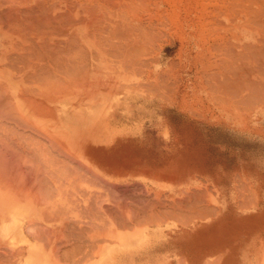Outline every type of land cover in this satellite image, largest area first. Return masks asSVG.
Here are the masks:
<instances>
[{
    "label": "rangeland",
    "instance_id": "374dc122",
    "mask_svg": "<svg viewBox=\"0 0 264 264\" xmlns=\"http://www.w3.org/2000/svg\"><path fill=\"white\" fill-rule=\"evenodd\" d=\"M158 17L160 18L161 16H157L155 18L156 20L152 21L156 22L161 19V21L166 20L167 22H169H165V25L167 26H165L161 21L160 22L163 24L162 25L160 23L161 27L158 24L159 21L157 25L153 24L152 21V23L148 24L147 20L150 19L148 18V16L144 20L146 21L144 23L148 25L147 30L151 28L150 26H152V24L154 25L152 26V28H155L156 25L157 29H155L157 31L162 28V31H159V33H162V35L158 36V33L151 35L152 37L150 39V42L153 43L152 41H154V44L156 45L149 43L148 52H144L145 54L143 53V57L141 56V54L140 57H138V60L140 59V61L144 59V61H141L142 63L145 62L143 67L142 65L141 67L139 65L141 62H131V64L133 63L132 65L129 64V67H124L123 59H125L124 55H126L127 57L126 53L124 55H118L111 51L116 56V58H114L115 56L111 55L112 53H110V51H104L105 48L103 49L100 44V47L97 46L96 50L94 49V52L99 51V54L93 52V54L95 55L94 56L92 55L91 50H93L92 48H95V44L92 45L90 41H87L88 45H86V48L88 47L90 52H86V48V50L82 49V51L84 50L86 54L84 60L82 55L80 59L83 60L82 62L87 61L86 63L84 62V69L89 70V75L87 73L88 76H86L85 74L87 72L86 70H80V67H83V65H81L83 64L81 60L79 61L81 66H78L79 63H76L78 68L74 65L73 68H70L71 71L70 69L66 68L62 69H66L67 71L69 70V74L67 73V71L65 72L68 75L62 73L63 71H61L57 67V65H54V68L56 67V70L53 68V66L51 68V65H49L50 70L52 69L53 71L54 69L53 72H57L58 69V72H61L59 73L60 75L56 73L58 75L57 79H59L60 76L61 78H65L66 82L69 81L70 83H72L71 89L69 88L70 84L68 85V87H66V85L61 83V81L63 80L60 79L59 81L61 84V88H68L67 90L62 89L64 91L61 90V93L58 92L59 90H57L58 87H60L59 84L57 85L51 83L55 79H50L51 82L49 83L51 84H48L47 82L48 78H55V73L53 75L49 72L45 74L48 77L46 81L47 84L44 81L46 84L45 85L43 84L44 82L42 83V81L40 82V80L38 82L30 81L31 79L33 81H37L38 78L40 79L44 75L40 70H37V73L38 71H40L39 73L41 74H31L33 75V78L31 77V79H29L30 82L26 81L23 84V80H21L20 78H14L11 73L6 70L5 66H2V60H4V58H0V69L2 70V73L0 72V87H3L2 83H4L6 86L7 84H9V86H13L15 90L14 95L16 97L15 102L17 106H19V109L17 110L18 112L20 111L19 113L22 117H24L25 121L29 122L27 124V122H23L24 120L20 119L22 120L23 125L21 123L22 126L20 125L21 127H17L16 125L20 123H18L17 121L16 124V122H14L12 118L11 120L9 118L13 117L14 115H9V117L7 115V119L10 121L13 120L16 125L15 127L13 125L12 130H8L9 126L8 128L6 126L5 128L7 133L3 131L5 128L2 127L3 130L0 132V135H2V138L0 136V141L1 139L4 140V146L9 144L10 147L12 144L9 142L6 143V140L12 142L11 140H14L16 138L20 139L19 141L17 140L18 144H12L18 151H16L12 147V150L9 149L10 151H8V153H5L7 152L6 147L8 149V146H3L2 149V145H0V150L2 149L0 152L6 154V157H2L3 154H0V158L4 160L3 161L0 159V168L5 169L4 165L8 162V160H10V164L7 163V165L9 164L8 166H11L10 168L7 167L8 169L6 168V171L0 169V171L4 172L0 173V246L3 245L0 249V256L3 255L2 258H0V262L9 261V259H7L9 257L7 255V252L11 253V251L13 250V254H9L10 256L14 255L13 258L15 259V262L13 264H71L70 262L72 261H68V255L65 248L67 246H70L71 243L73 244L74 242L72 241L77 240L75 234H79L80 231H84L85 229V231L88 230V232L91 230V235L89 234L90 232H81L80 234H89L90 238L87 235L81 236L79 234L77 235V237L79 236L78 239L83 238L84 242H86V240L88 239L91 241H95L93 240V235L97 234L98 236H101L100 239H103L105 241L100 240L99 237L95 235L94 239H98L95 241V243H100V246L105 243L106 255L104 257H97L95 261H81L79 262V264H180V261H182L183 264H264V102L263 100L260 101L259 98H255V100L251 102L253 98L251 99V97L249 96L250 94L246 93L249 90H243V96L239 95L240 97L233 95L235 93H231L232 96L236 97H232V99L230 97L229 100L228 98L229 96H231L230 93L228 94L229 96L227 95V93L225 95L223 94L224 96H222L221 93L223 92H218V90H220V88L223 86L220 85V83L216 79L219 76L218 73L221 72L220 67L217 68L216 65L218 64V58L220 55L218 57H215V54L217 52L216 50L213 51L212 54H210L213 49L210 50L205 42H210V40H205V37L203 36L204 33L203 31H201L203 21H200L198 19L190 21L177 19L168 21L169 19H165L164 17H161L159 19ZM188 23H191L192 25H190L189 27ZM185 24L186 26H188V29L184 27ZM112 25H114V22ZM127 27L128 25L124 26V29L121 30L126 31V33L128 34L129 32H127ZM152 28L150 29V31H155V29ZM124 31L121 32L124 34ZM163 32L165 33L163 34ZM103 33H105L106 35L108 32L105 31ZM122 33H120V35ZM154 35H157V37H153ZM125 36L126 34H124L122 38L119 36L121 40L119 38L118 39L123 42L126 38ZM69 40L71 39L69 38ZM116 42L119 43L118 40ZM67 43L73 46L72 47L70 45L73 48V52L78 49L76 45L75 49V46L71 41H66L64 44ZM83 45L85 46V44ZM109 47H111V45H109ZM66 48L67 52H65V48L64 51L59 50L61 51L60 53H62L63 55L65 54L64 57H67L72 53L71 51H69V49L71 50V48H68L67 46ZM99 48L103 50L101 51ZM69 52L71 53L66 54ZM117 56L123 57L120 58ZM52 59L53 58H51V60ZM117 59L120 61H115ZM53 61L52 63L55 64V62ZM134 61L137 62V59H134ZM209 63V66H211L212 63L215 65L213 67L217 68L219 71L217 70L218 72L213 74L216 69L214 71V68L212 66V70H209V66L208 68H206ZM251 67L253 68L254 66ZM74 68L81 71V73H79V70H77L78 72L76 71L79 76L75 78L76 80H73L74 82L79 81L78 84L75 83L77 85L73 84L74 82L69 78V76H77L76 72L73 73V71L75 70ZM249 68L250 67L248 66V69H244L246 73L247 70L248 72L250 71ZM206 69H208V71H205ZM221 70H223V73L228 72H224V68ZM210 71L212 73H210ZM251 71L254 72L252 73ZM251 71V73H249L252 79L257 78L258 76V78H260L262 81L264 80L262 79V73L261 76L259 73L261 70L254 69ZM70 72L75 75H70ZM83 73L85 75H83ZM206 73L210 74V77H212L213 81L215 79L216 83L218 82L217 86L219 88H216L218 90L216 91L215 89H213L214 91H216L215 93L212 90V80H210L211 78H208L209 75ZM223 73L220 74L223 75ZM64 76H67L68 78ZM80 76L88 79L84 80ZM79 77L86 81L82 82L83 85L81 83L82 80L79 79ZM77 79L79 80L77 81ZM89 79H91L90 81L94 82L95 86L92 84V82H90L91 85L86 86L87 82L89 83ZM103 80L105 82H103ZM56 81L58 83V80ZM215 81L213 83H215ZM96 83H98L99 85ZM62 85L64 86L62 87ZM22 87H24V91L26 93L23 90L21 91ZM32 87H37V92L35 94V91L29 92ZM223 88L224 86L222 87V89ZM0 91L3 90L0 88ZM27 91L29 92V94ZM38 91H40L41 93L47 92L49 95H45L48 96L55 95L56 99L48 96L46 97L44 94H41ZM217 92L220 93L219 96H222L220 97L221 99L217 97ZM3 95L5 96L6 94ZM23 95H27V98H25L26 96L23 97ZM31 95L33 97H36V100L38 101L42 98V101L45 100L48 106L50 105L49 107L52 106L54 108L51 109V111H53V115L47 114V112L45 114H43L44 112H40L41 114L38 113L39 106H34L33 100L35 98H33ZM30 96L31 98H33L32 100L28 99V97L30 98ZM225 96H227L228 98ZM6 97L7 96L4 97L5 100ZM0 98L3 99V96H1ZM233 98L235 100L241 99L242 101H238L239 104H237V106L236 104H234V102L236 101H234ZM226 99L230 102L227 101L228 103H226ZM1 101L2 100H0V103ZM38 101L35 102V104L39 103V105H42L40 103L42 101ZM231 103L233 106L231 105ZM242 103L243 106H241ZM5 104L6 103L2 104L4 114L2 116L1 112V117H5L4 115L6 113L13 114L12 110H9L10 108L12 109L13 106L9 108V103H7L6 106L9 109H6ZM44 106L45 105L40 107L44 109ZM47 109H44V111H47ZM5 110L11 112L8 113ZM17 110L15 111V113L17 112ZM51 111H49L48 113H50ZM7 119L4 118L5 121H3L2 118L0 119L2 120V124L4 126L5 123L10 122L7 121ZM11 123H9L10 126ZM30 123L34 124L35 127H37L41 131L38 130L39 132H37L35 129H33L35 127ZM26 124L27 126L30 124L29 126L33 127H27ZM45 133L48 137L51 136L55 140L57 139L59 141L61 139L60 142L57 141V143L61 144V141L63 140V143L65 145H68V147H66L70 149V151L68 152L67 148L64 145V147L66 148H64L65 151L69 154L71 152L72 154L76 153L73 155L74 159L76 157L79 159V161L81 160L80 162L82 164H86V167H84V165H80L81 163L78 164V159H75L77 162L76 163L73 157H68L70 160L73 159L74 161L73 162L71 160L74 165V167H71L72 169L70 168L71 171L73 169L74 171H78L81 168L80 166H83L81 168L83 169L81 170L82 175L78 173L81 178H83V176L85 178L89 176L93 182V179L91 177L93 171H110L118 173V171L120 172V169H122L127 173H132V175L136 174L135 176H144L145 180H140L137 177L129 180V185H131L132 187L133 185H137L135 186V191L134 188L132 190V187L130 186V188L128 185L127 186L129 188L127 189V186L125 184L126 187H124L128 190H125L126 192L132 190V192L134 191L133 194H135L137 190V193L132 196L133 199L131 198V196H128L130 195L129 193H131L132 195V192H129L128 195L125 191H121L120 193L116 192V195L121 194L122 192L124 194L125 192L127 198H129V201L127 200L128 203L126 202L125 194H121L122 198L123 196H125V202L122 198L120 200L121 195L120 197L118 196L119 200L112 199V197H116L115 194H113L114 191H112V187H114V185L117 186L118 183L119 185L116 187L117 191H119V187L120 189L122 188L124 190V188L122 187L124 184L122 183L128 182H114V184L112 183V185H109V183L111 182L106 183V181L101 178L104 183H102L103 181L101 182V180H98V184L94 185V183L92 182V184L89 183L90 179L88 178L87 182L84 180H81L79 182L75 181V179H73L74 174H72V178V175L69 176L71 174V171H68L70 173L68 175L69 177L67 179L65 178L68 182L64 181V183L66 182L64 184L62 183L63 181L60 175H62L61 173L65 171V168L63 169V171H61L62 169L59 170L58 167H67L65 164H68L70 162H63L65 166L63 164H60L62 161L67 162L69 160L67 159V156L65 157L66 159H64L63 156L66 155L65 153H63L64 155L62 154L63 160L60 163L58 161V164L60 165L57 168L55 167L52 169V167H50L54 164L57 165V162L53 164V161L47 164V166L45 165L46 167L42 166L43 168H41L39 164L43 165L44 163L48 162L43 163L44 157L42 158V156L44 155V153H42L43 155L41 154L40 148L47 144L42 146V144L44 143L43 142L41 144V147L40 145L32 146L40 150L37 151V153L35 152L34 154L30 153L29 149H26L25 144L22 145L20 142L21 140H23L25 142H30L31 144L28 143L30 145H37L38 141L36 142V140H45L48 138L45 137ZM10 137L13 138L10 139ZM48 139L45 141L46 143L48 142ZM55 140H53V142ZM2 141L1 143H3ZM23 141L22 143H24ZM13 142H16V140ZM19 142L21 145L19 144ZM32 142H35L36 144H33ZM53 142H48V145H50L52 148H54L55 144V142ZM39 143H41V141H39ZM57 143L55 145L58 146ZM48 145L46 147H48ZM21 146L22 148H25H23V151H20V153L19 150L21 149ZM57 146H55V148ZM60 146L63 147V145H59L56 153L61 148ZM46 147L42 148V152L47 151L48 153L49 148ZM55 148L51 151H54ZM4 149L5 152L3 151ZM62 149L60 150V152L58 151L57 154H54L61 156V154L59 153H62V151L64 150ZM13 150L14 154L16 151L18 155L22 154V152L26 153V155L24 154L25 157L22 155H19L18 158L14 157L18 155H11V153H13ZM32 151L34 152L35 149H32ZM51 151L49 150L50 153ZM47 153H45V155ZM50 153L48 154H53V152L51 154ZM48 154L46 156H48ZM54 154L53 156L55 157L56 155ZM7 156L8 159L5 160ZM12 156L14 157V162L17 161L15 165L12 164L13 166L11 165V162H13ZM29 157L31 160L34 159L33 161H35L38 165L35 162L33 163V161L29 159ZM59 157L57 156L56 158L58 160H61V157ZM19 158H21L20 162H18ZM48 158V161L53 159L55 160V158L51 159V156H48ZM44 161L46 160L44 159ZM87 161L95 164V170L89 163H87ZM27 162H31V166L26 164ZM74 163L79 166V169L75 168L77 165L75 166ZM17 164H19V167H16ZM26 166H29L30 168H27ZM33 166H35L38 170L36 168L34 169ZM38 166L40 168H38ZM21 167H26V169H23ZM146 168H149V170H147ZM19 169L20 171L23 170V172L24 170L25 172H27L29 169V173H32L31 171L34 169V173H32V175L30 174L29 176L27 172L26 174L29 176V180H26V177L28 176L23 174V172H21L22 175H19ZM46 169H49V171L50 169L51 171L54 169L60 171L61 173L56 171V173H60V175H58L59 179H55L56 174L54 175V178L51 176L52 173H50V176H48L49 174L46 175L47 173H49V171H46ZM89 169H93L91 170L92 173ZM7 170H11V172L13 173ZM14 170H16L17 173H14L16 172ZM86 170L89 171L88 175L87 173H83L87 172ZM35 171L36 176H41V174H43V176L46 175L45 177L48 182H50V180L52 182L53 180V182H55L53 183V187L55 185L63 184L61 192H58L59 189H56V187L55 190L52 188V192L50 190V192L45 190L47 188L50 189V184L52 183H49L48 185L50 187H47V180L43 176H39L41 180L39 179V177H37L38 180L33 179L36 178V176H34ZM5 172L11 174L12 176L15 174L16 177H13H15L16 182L17 179L19 182L23 177L26 178V183L22 181L21 183L15 184V186H18V184L20 185L22 183H25L24 186H26V184L29 183H27V181H30L29 184H37V186H40L41 188H44L43 185H45L46 188L40 189L41 191H39V193L41 194L35 192L36 189L33 185H27L29 187L28 189H31L30 191H32V188L34 189V193L32 192L33 194L29 192L27 186L24 187V193V188L22 187V189L20 188L19 191H17L18 187H14V185H11L12 183H16L15 180L13 182V177L9 174H6ZM4 174L5 176H3ZM18 175L21 176V179ZM23 175H25L26 177ZM96 176L98 177V179H100L98 175ZM96 176L93 177L97 179ZM75 177L77 178L76 175ZM42 178L46 180V184H44L45 181L42 180ZM11 179L12 183L10 181ZM71 180H74L72 184ZM39 181L42 183V186ZM38 183H40V185ZM74 184L76 186H74ZM77 184L83 190L85 188L87 190L85 189L83 193L80 189V194V192L78 191L79 189H76V187H78ZM73 187L75 189L74 193L69 191V195L68 190ZM91 188L96 192V196L94 197L92 196L95 195L94 191V194H89L88 189L90 190ZM108 188H111V192ZM43 190L44 192L46 191L48 192V194H51V196L49 195L50 199H46L48 202L45 199V202L42 198L40 199V197H43L44 195L42 194ZM98 190L100 192H98ZM54 191L58 193V195L57 193H55V197L52 196V194L55 195L53 193ZM71 191L73 190L71 189ZM101 191L104 194H102L103 196H101L105 199H108L105 200L106 202L100 201L104 199L101 197L98 198L97 196V194H101ZM64 192L66 194H64ZM109 192L112 193V197L110 196ZM60 193L63 194L64 197L61 196L60 198ZM76 195H78L77 202L84 204L86 208V205L91 204L92 206V200L94 202H97L95 198L97 197L98 202H101V206L96 205L98 204V202L95 203V205L97 208L103 207L98 209L102 212H99L96 207V209L93 208L92 210L91 208L93 206H89L92 211L85 210V212L87 214L92 212V214H96V216L86 215L85 213L84 217L86 220L84 219V217L83 219L81 218V216H83L82 211L77 213L65 212L63 213V215L66 216L60 215L59 217L57 216L58 218L55 217L57 213L54 211V209L56 211H61V208L54 207V205L58 203L57 200L62 199V202L66 203L67 201L69 202L68 197H70V203L74 204L75 201H72V197L74 198L76 197ZM79 195L81 196L79 199L80 201L78 200ZM46 197L48 196L46 195ZM86 197H88L89 199ZM37 199H39L40 201ZM87 199L91 202H89ZM114 200H117L116 203H114ZM132 200L136 201L137 204ZM120 202H122V204ZM110 203L115 205L116 210L121 209L123 205H126L127 209L126 206H124V211L123 209H121L118 210V212L116 211L119 214L113 213V211H111L110 209L114 207H111L112 205ZM130 203H132L133 206ZM84 205H79V208L81 210L84 209L82 208V206L84 207ZM117 205L121 206L118 207ZM89 207L87 208V210H90ZM157 208L159 209L157 210ZM139 209H141V211ZM46 210L49 211V213ZM104 210L107 211V213ZM143 210L144 212L142 213ZM44 212L45 216L47 215L46 217H44ZM54 212L56 214L55 216ZM191 213L192 215H189ZM200 214L202 215V217H199L201 216ZM50 215L53 218H51ZM72 215L74 217H70ZM141 215L145 217H142ZM172 215H174V218L171 217ZM29 216L31 217L29 218ZM121 216H125L123 218V221ZM140 216L141 218H139ZM47 217L49 220H47ZM79 217L80 219H82V221L79 219ZM92 217L93 219L94 217H96L95 220L98 222L92 220ZM117 217L119 220L117 219L116 221ZM152 217L155 218L153 219ZM30 219H33L34 222ZM62 219L66 222H70L67 224L71 225H68L69 228H67L68 226L65 222L64 228L68 230H66L65 232L63 228V231L67 235H69L67 231H70V228L72 226L74 227V229L71 228L74 235L71 234L72 231H70V236L68 238L65 237V233L64 238H61L63 239V241H65L66 239L72 240L69 239L70 237L73 238L71 242H66L69 243V245L67 244L66 246L65 244L64 247H62L63 245H61V248H64L65 250L64 251L62 249L63 257L61 256L62 251H60L61 254L58 251L57 252L59 254L55 251L54 255H52L55 234L52 232L54 234L52 235L51 230L44 229L48 230L46 231L47 235L46 233L44 234V230H42V233L46 235H41L43 237L39 236L40 234H42V228H39L40 234L38 235L39 230L37 227L36 234L38 236L34 235L35 229L34 231H31L33 230L32 225H34L35 220H38V222L41 221L43 225L47 226ZM75 219L81 221L80 226L78 221H76ZM90 220L92 221V223L90 222ZM120 220L123 222L119 223L121 227L117 225L118 222H121ZM29 221L33 223H31V230L29 229L28 232L27 230L30 226L28 225ZM93 221L95 224L93 223ZM37 224L41 227L43 226L40 224V222ZM89 224H91L92 226L94 225L93 227L96 229L98 228V230L99 227L100 229L102 228L101 226H103V224L106 225L107 228L103 226L106 228V230L105 228H102V230H99V232L98 230H94L95 232H93L92 229H89L92 227H90ZM77 225L79 227H77ZM87 225L89 226L87 227ZM27 226L28 228H26ZM81 226H83V229ZM75 229L76 231L78 230V232H74ZM164 229L165 233L163 234ZM139 230H142L141 237L133 238L132 242L126 245L119 243V240L123 239L125 231L134 233ZM60 231L61 229L59 228L56 230V233H61ZM49 234L53 236L52 240L49 239ZM102 235L104 236V238H106L104 239ZM73 236L75 237V240ZM86 236L88 238H85ZM45 237H48V240H45ZM111 239L112 241H110ZM44 240L45 242L50 240V243L46 242V244H48V247L45 246L46 244H44ZM30 244L33 253L29 250L28 246ZM18 247L23 249L21 251L22 253L19 251L15 253V249H17ZM4 253H7V258H4L6 256L4 255ZM57 254L60 256L58 257ZM64 254L65 259L67 258L66 260L64 259ZM11 257L10 259L12 261L10 260L11 263L7 262L8 264H12V262L14 261ZM62 259L65 260V263H63ZM2 262L1 264L5 263Z\"/></svg>",
    "mask_w": 264,
    "mask_h": 264
},
{
    "label": "bare ground",
    "instance_id": "6f19581e",
    "mask_svg": "<svg viewBox=\"0 0 264 264\" xmlns=\"http://www.w3.org/2000/svg\"><path fill=\"white\" fill-rule=\"evenodd\" d=\"M147 16H148V18H150V19H148L147 20V22H148V24L149 23H152L153 21L152 20H156L155 18L157 17V16H161V17H164L165 19H169L168 21H170V20H184V21H190V20H194V19H198V20H200V21H203V23H202V29H201V31H203V33H204V37H205V40H210V42L209 41H205L206 42V44H207V46L210 48V50L211 49H213L212 51H211V53L210 54H212V52L213 51H217L216 52V54H217V56H216V54H215V57H218L219 55V58H218V64H216L217 65V68L218 67H220V73H223L222 71L223 70H221V69H225L224 70V72L225 71H228V72H226V73H223V75L222 74H220V73H218L219 74V76L216 78L217 79V81L220 83V85H223L224 86V88L222 89V87L220 88V90H218V89H216V88H219L218 86H217V84H218V82L216 83V81H215V79H214V81H215V83H213L214 81L212 80V77H210V74H208V73H206V74H208L207 76H208V78H211L210 80H212L211 82V84H213L214 85V88H213V85H212V90L213 89H215L216 91L218 90V92H223V93H221L222 94V96H224L226 93H227V95L230 93V95H231V93L233 94V93H235V94H233V95H236L237 97H240L239 95H241V96H243L242 95V93H243V90H249V91H247L246 93H248V94H250L249 96L251 97V102L252 101H254L255 100V98L256 99H258L259 98V100L260 101H262L263 100V102H264V90H263V87H264V80L262 81L260 78H258V76H257V78H253L252 79V77H251V75H250V73L252 72L251 70H254V69H259V70H261L259 73H260V76H261V73H262V75H263V78L262 79H264V0H0V58H4V60H2V66L4 65L5 66V68H6V70L8 71V72H10L11 73V75L14 77V78H20L21 80H23L22 81V83L24 84L26 81H29V79H31V77L33 76V75H31V74H38L40 71H41V73L42 74H47L48 72L50 73V74H54V75H56V76H54L55 78H48L46 75H45V77H46V79H45V77H44V75L41 77V78H43V79H37V81H33L32 79L30 80V81H32V82H38L39 80H40V82L42 81V83L45 81H47V78H48V84H51V83H53V84H59V86L61 85L60 84V79L61 80H63V81H61V83H63L64 85H66V87H68V85L70 84V87L69 88H71V84L72 83H70L69 81H68V79H67V81L68 82H66V79L65 78H61L60 76H59V79H57L58 78V75L57 74H59V73H61V72H58L59 71V69L61 70V71H63L62 73H64V74H69V70L67 71L66 69H70V68H73L74 67V65H75V67H77L78 68V66H81V65H83V67H80V70H86V71H83V72H86L85 74H86V76H88L89 75V73H88V69H84V62L86 63L87 61H84V62H82L83 60H84V57H85V54H86V52H90V50L88 49V47L86 48V45H88V43H87V41H90L91 42V44L92 45H94L95 44V48H92L93 50H91V53H92V55H94L93 54V52H94V49L96 50V47L97 46H99V44H100V46L101 47H103V49L105 48V50L104 51H110V53H116V54H118V55H124L125 53L127 54V57H126V55H124V58L125 59H123V65H124V67H127L129 64L130 65H132L134 62L135 63H140L141 61H144V59L143 58H141V59H143V60H141L140 61V59L138 60V57H140V54H141V56L143 57L144 55H143V53L144 52H148V48H149V43L150 44H154V41H152L153 43H151L150 41V39H151V35H153V34H155V33H158L157 35L158 36H160V35H162V33H159V31H162L161 29H159V27H158V31L156 30L157 28H156V25H157V23H158V21H159V26H160V23L162 22L164 25L166 24L165 22H167L166 20L163 22V21H161V20H158V21H156V22H153V24H156L155 25V28H152V26H154L153 24H152V26H150L152 29H155V31H153V32H151L150 31V29L151 28H149L148 30H147V24L146 23H144V22H146V21H144L146 18H147ZM156 16V17H155ZM160 17V18H161ZM153 18V19H152ZM159 18V17H158ZM157 18V19H158ZM159 18V19H160ZM152 21V22H151ZM161 21V22H160ZM113 22H114V25H112L113 24ZM161 23V24H162ZM167 23H169V22H167ZM162 24V25H163ZM126 25H128V29H127V32H129L128 34L126 33V31H124V30H121V29H124V26H126ZM130 25V26H129ZM190 25H192L191 23H188V26L190 27ZM165 26H167V25H165ZM188 26H186V24L184 25V27L186 28V29H188L187 27ZM161 27V26H160ZM166 29V28H165ZM164 29V30H165ZM163 30V31H164ZM108 32L109 33V35H108V33L105 35V33H103V32ZM121 31H124L125 33L124 34H126V38L124 39V41L123 42H121L120 40H121V38L124 36V34L121 32ZM157 31V32H156ZM166 31V30H165ZM83 32V33H82ZM85 32V33H84ZM120 33H122L121 35H120ZM165 32H163V34H164ZM103 35H104V37H103ZM123 35V36H122ZM157 35L155 36H153V37H157ZM116 36H117V38H116ZM119 36L121 37V38H119ZM69 38L71 39V40H69ZM120 40H119V39ZM78 39V40H77ZM119 41V43L118 42H116V41ZM67 41V42H72L73 44H74V46L76 45L77 46V48L78 49H76V46H75V52H73L72 50H73V46L71 47L68 43V45L67 44H64L65 42ZM85 41V42H84ZM115 42V43H114ZM156 42H157V40H156ZM161 42V41H160ZM114 43V44H113ZM117 43H118V45H117ZM83 44H85V46L83 45ZM116 44V45H115ZM109 45H111V47H109ZM113 45V46H112ZM154 45H156V44H154ZM66 46L68 47V48H71V50L69 49V51H71V52H69V53H66V54H70L71 53V55H68L67 57H64V55L62 54V53H60L61 51H59V50H63L64 51V48H65V50L67 49L66 48ZM99 46V47H100ZM116 46V47H115ZM157 46H159V45H157ZM108 47V48H107ZM150 47H151V45H150ZM87 49V51L85 52L84 50H86ZM82 49H84L83 51H82ZM100 49V48H99ZM102 49V50H103ZM89 50V51H88ZM101 50V49H100ZM101 50V51H102ZM227 50V51H226ZM112 51V52H111ZM59 52V53H58ZM65 52H67V50L65 51ZM94 53H98L99 54V51H96V52H94ZM111 54V55H114V54ZM108 54H109V52H108ZM145 54V53H144ZM81 55L83 56V60L82 59H80L81 58ZM95 56V55H94ZM115 56V55H114ZM34 57H36V58H34ZM50 57V58H49ZM117 57H123V56H117ZM214 57V58H215ZM38 58V59H37ZM51 58H53L52 60H51ZM87 58V57H86ZM85 58V59H86ZM96 58H97V56H96ZM114 58H116V56L114 57ZM210 58H211V55H210ZM49 59H50V61H49ZM103 59V58H102ZM111 59V58H110ZM134 59L136 60L137 59V62L136 61H134ZM146 59V58H145ZM216 59V58H215ZM54 60V61H53ZM81 60V62L83 63V64H81L80 65V63H79V61ZM108 60H109V58H108ZM114 60V59H113ZM52 61L53 62H55V64H53L52 63ZM115 61H120V60H115ZM147 61V60H146ZM209 61H210V59H209ZM208 61V62H209ZM52 63V64H50V63ZM130 62V63H129ZM131 62H133L132 64H131ZM214 62V61H213ZM217 62V61H216ZM215 62V63H216ZM19 63H22V64H19ZM76 63H79V65L77 66L76 65ZM116 64V63H115ZM122 64V63H121ZM145 64V62L144 63H140L139 65H140V67H141V65H142V67H143V65ZM49 65H51V68H52V66H53V68H54V65L56 66L57 65V67L59 68H57L58 69V71L56 72H53L54 71V69L56 70V67L53 69V71H52V69L50 70V66ZM73 65V66H72ZM95 65V64H94ZM129 65V66H130ZM138 65V66H139ZM210 65V63L206 66V68H208V66ZM254 66L253 68L251 67V66ZM72 66V67H71ZM128 66V67H129ZM211 66L213 67V66H215L214 64H212L211 63ZM211 66H209L210 67V69L209 70H212V68H211ZM248 66L251 68H249V70L251 71H249L248 72V70H247V73H246V71L244 70L245 68H247L248 69ZM256 66V67H255ZM63 68H66V69H64V70H62ZM214 68V71H215V69H216V71L213 73V74H215V73H217L219 70L217 69V68H215V67H213ZM230 68V69H229ZM234 68V69H233ZM75 69V68H74ZM73 69V70H74ZM227 69V70H226ZM37 70H40V71H38V73H37ZM50 70V71H49ZM77 70H79V69H77ZM76 69L73 71V73H75L76 71H77ZM79 70V73H81V71ZM91 70V69H90ZM118 70V69H117ZM218 70V71H217ZM67 71V73H65ZM70 71H71V69H70ZM205 71H208V69H206ZM0 72L2 73V70L0 69ZM53 72V73H52ZM78 72V71H77ZM76 72V75L77 76H69V78L73 81V80H76L75 78L76 77H78L79 75H78V73ZM254 72V71H253ZM252 72V73H253ZM41 73H39V75L41 74ZM57 73V74H56ZM71 73V72H70ZM73 73H71L70 75H75V74H73ZM87 73H88V75H87ZM210 73H212L211 71H210ZM67 74V75H68ZM84 73H83V75H85ZM212 74V75H213ZM60 75V74H59ZM63 75V74H62ZM82 75V74H81ZM226 75V76H225ZM250 75V76H249ZM255 75H256V73H255ZM85 76V77H86ZM229 76V77H228ZM64 77H67V76H64ZM80 77H82L84 80H87V79H85L83 76H80ZM79 77V79H81ZM90 77V76H89ZM33 78V77H32ZM68 78V77H67ZM95 78V77H94ZM50 79L52 80V79H55V80H53V82H51L50 81ZM79 79H77V81L79 80ZM83 79H81L82 81H81V83L84 81ZM260 79V80H259ZM34 80H35V78H34ZM56 80H58V83H57V81ZM91 79H89L88 81H89V83L87 82V84H86V86L87 85H91L90 84V82H92V81H90ZM95 80V79H94ZM10 81V80H9ZM29 81V82H30ZM55 81V82H54ZM71 81V82H72ZM11 82V81H10ZM45 82L43 83V84H45ZM47 82H46V84H47ZM49 82H51V83H49ZM74 82V81H73ZM79 82V81H78ZM78 82H74L73 84H75V83H77L78 84ZM84 82H86V81H84ZM103 82H105L104 80H103ZM2 83V82H1ZM3 85V87H0L3 91H5V92H3V91H0V95L1 96H3V99L2 98H0V100H2L1 101V103L3 102V103H6L5 104V106L7 105V103H9L8 105H9V108L11 107V106H13L12 107V109L10 108H7V106H6V109H9V110H12V112H13V114H5L4 116L5 117H1V112H2V116H3V111H4V109L2 108L3 107V103L1 104L0 103V119L2 118L3 119V121H5L4 120V118H6L7 119V115H8V117H9V115L11 116V115H14L13 117H9L10 118V120H11V118L14 120V122H16V124H17V121H18V123H20V124H15L14 122H13V120L12 121H10V120H8L7 119V121H10V122H8V123H5V126L2 124V120H0L1 121V124L3 125H1L0 124V128H1V130H0V132L3 130V128H5L6 126H7V128H8V126H9V128H8V130L10 129V130H12L13 128V125H14V127H15V125L18 127V126H20L21 125V123H22V120H24L23 122H27V121H25V119H24V117H22L21 115H20V111L18 112V110L17 109H19V106H17V104H16V102H15V99H16V97H15V90H14V88H13V86L11 85V86H9V84H7V86L4 84V83H2ZM45 84V85H46ZM52 84V85H53ZM77 84H75V85H77ZM92 84L94 85V82H92ZM96 84H98V83H96ZM102 84V83H101ZM22 85V84H21ZM64 85H62V87L64 86ZM82 85H83V83H82ZM92 85V86H93ZM99 85V84H98ZM216 85V86H215ZM0 86H1V84H0ZM28 86V85H27ZM26 86V87H27ZM55 86V85H54ZM79 86V85H78ZM95 86V85H94ZM56 87V86H55ZM61 88V86L60 87H58V89L57 90H59L58 92H60L62 89H65V90H67L68 88ZM33 88V87H32ZM32 88H31V90H29V92L31 91H35L34 92V94L37 92L36 91V88L37 87H34L33 88V90H32ZM57 88V87H56ZM108 88H109V86H108ZM72 89V88H71ZM87 89V88H86ZM222 89V90H221ZM20 90V89H19ZM24 91V87H22V89H21V91ZM28 90V89H27ZM38 90V89H37ZM56 90V91H57ZM110 90V89H109ZM121 90V89H120ZM41 91V90H40ZM40 91H38L39 93H41ZM55 91V90H54ZM62 91H64V90H62ZM61 91V92H62ZM68 91H72V90H68ZM216 91H214L213 90V92L215 93ZM25 92V91H24ZM28 92V91H27ZM29 92H28V94H29ZM45 92V91H44ZM57 92V93H58ZM60 92V93H61ZM95 92V91H94ZM216 93L217 94V97L218 98H220V97H222L221 95L219 96V94L220 93ZM2 93V94H1ZM21 93V92H20ZM19 93V94H20ZM26 93V92H25ZM92 93H93V90H92ZM91 93V94H92ZM213 93V94H214ZM3 94H6L5 96H7L6 97V100L4 99V95ZM22 94H23V92H22ZM34 94H32V95H34ZM41 94H48L47 92L46 93H41ZM224 94V95H223ZM248 94H246V95H248ZM21 95V94H20ZM31 95V96H32ZM49 95V94H48ZM48 95H45L46 97L48 96ZM88 95H89V93H88ZM0 96V97H1ZM26 96V97H25ZM31 96H30V98L28 97V99L29 100H32L33 98H35L33 101H34V106H39V111H38V113H40V112H44L43 114H45L46 112H47V114H52L53 115V111H51V109L53 108L52 106L51 107H49L48 106V104L46 103V101L44 100V101H42V98H41V100H39V101H42L43 103H45V104H43L42 102H40L42 105H39V103L37 104H35V102H37L38 100H36V97H33V98H31ZM59 96V95H58ZM62 96V95H61ZM229 96V95H228ZM235 96V97H236ZM23 97H25V98H27V95H23ZM48 97H51V98H55L56 96L55 95H51V96H48ZM88 97V96H87ZM225 97H227V96H225ZM230 97H231V99H232V97H234V96H229V98H228V100L230 99ZM234 97V98H235ZM7 98H8V100H7ZM233 98V99H234ZM248 98V97H247ZM262 98V99H261ZM37 99H40V98H37ZM45 99V98H44ZM56 99V98H55ZM221 99V98H220ZM225 99V98H224ZM241 99H242V97H241ZM240 99V100H241ZM36 100V101H35ZM223 100V99H222ZM227 99L225 100L226 101V103H228V102H230V101H228ZM240 100H235L234 99V101H236V102H234V104H239V102L238 101H240ZM6 101V102H5ZM8 101H11V102H8ZM38 101V102H39ZM228 101V102H227ZM242 101V100H241ZM250 101V100H249ZM14 102V103H13ZM32 102V101H31ZM238 102V103H237ZM29 103V102H28ZM33 103V102H32ZM244 103V102H243ZM243 103H242V105L241 106H243ZM12 104V105H11ZM47 104V105H46ZM241 104V103H240ZM2 105V106H1ZM43 105H45L44 106V109H47V108H49V109H47V111L45 110L44 111V109L43 108H41L40 106H43ZM231 105H232V103H231ZM233 106V105H232ZM238 106V105H237ZM236 106V107H237ZM240 106V105H239ZM240 106V107H241ZM47 107V108H46ZM36 108H38V107H36ZM35 108V109H36ZM239 108V107H238ZM3 109V110H2ZM41 109V110H40ZM54 109V108H53ZM14 110V111H13ZM17 110V112L15 113V111ZM43 110V111H42ZM5 111H7L8 113H10L8 110H5ZM49 111H51L50 113H48ZM17 115H15V114ZM41 114V113H40ZM21 117V118H20ZM20 119H22V120H20ZM6 121V122H7ZM12 122V123H11ZM9 123H11V126H10V124ZM14 123V124H13ZM29 122H27V124H28ZM27 124H26V126H27ZM31 125H33L34 127H35V125L34 124H32V123H30ZM29 124V125H30ZM67 124V123H66ZM22 125H23V123H22ZM21 125V126H22ZM27 126V127H33V126ZM65 125V124H64ZM20 126V127H21ZM3 127V128H2ZM33 129H35L37 132H39V131H41V130H39L37 127H35V128H33ZM39 130V131H38ZM3 131H5V133H7L6 132V128L3 130ZM40 135H41V133H40ZM43 135V134H42ZM1 136V138H2V135H0ZM14 137V136H13ZM12 137V138H13ZM42 137V136H41ZM45 137L47 138L48 136L46 135V133H45ZM11 137H10V139H12ZM15 138V137H14ZM48 138H51V139H48ZM47 139H48V142H50V141H52L53 142V140H55V139H53L51 136H49ZM47 139H45V140H36V142H37V145H30L31 143L30 142H27V144L28 143H30V144H28V146H27V144H26V142L25 141H23V140H21L20 142H21V144L23 145V144H25V146H26V149L28 150L29 149V151H30V153H34L35 154V152L37 153V151H40L38 148H34V147H32V146H38V145H40V147H41V144H42V146L43 145H45V144H47L48 145V142L46 143L45 141L47 140ZM53 139V140H52ZM3 139H1V141H2ZM16 140V142H13V141H15ZM17 140L19 141L20 139H14V140H11L12 142H10V141H8V140H6V143L7 142H9V143H17L18 144V142H17ZM61 140V139H60ZM60 140L58 141L57 139L54 141L55 142V144L57 143V141L58 142H60ZM1 141H0V145H2V149H3V146H4V140L2 141L3 143H1ZM22 141L24 142V143H22ZM39 141H41V143H39ZM20 142H19V144H20ZM53 142V143H54ZM62 143L60 144V143H57L58 144V146L59 145H63V147L62 146H60L61 148L58 150L59 152H60V150L63 148H65L66 146L68 147V145H65L64 143H63V140L61 141ZM5 143V144H6ZM33 143V142H32ZM11 144V146L9 147V144H7L6 146H8V149H7V147L6 146H4V147H6V150H7V152H5V149L3 150L5 153H8V151H10V150H12L13 148L15 149V146L14 145H12ZM20 144V145H21ZM33 144H36L35 142L33 143ZM51 144V143H50ZM54 144V148H55V146H57V145H55ZM16 145V144H15ZM30 145V146H29ZM47 145H45V146H43V147H46ZM52 145V144H51ZM64 145H65V147H64ZM18 146V145H17ZM58 146L55 148V150L54 151H51L52 149H54V148H52L50 145H48V147H46V148H49V150L51 151V153L53 152V154L54 153H56V150L58 149ZM13 147V148H12ZM27 147H31V148H27ZM42 147V148H43ZM66 147V148H67ZM70 147V146H69ZM0 148H1V146H0ZM23 148H25V147H23ZM23 148H22V146H21V149L19 150V152L20 151H23ZM42 148H40L41 149V154L42 153H44V155H45V153H47V151L46 152H42ZM50 148H52V149H50ZM65 148V149H66ZM1 149V150H2ZM10 149V150H9ZM32 149L34 150L35 149V151L33 152L32 151ZM62 149V150H63ZM65 149L62 151V153H59V154H61V156L60 155H56L57 153H58V151H57V153L56 154H54V155H56L55 157L53 156V154H51L50 152H49V150L48 149H46V150H48V153H50L51 155H49L48 153V156L50 157L51 156V159H53V158H55V160H57V161H55L54 159L53 160H50V161H48V159H50V158H48V156H44L43 154V156H42V158L44 157V159L46 160V161H44V159H43V163L44 162H48V163H44L43 165H40L39 164V166L41 167V168H43V167H46L47 166V164H49L50 162H52L53 164L55 163V162H57V165L56 164H54L53 166L51 165L50 167H52V169L53 168H57L60 164H63V162L64 163H68L69 161V163L68 164H65L67 167H63V166H59L58 168H59V170L60 169H62L61 171H63V169L65 168V173L64 172H60V171H58V170H56V169H54V170H52L51 171V169H50V171H49V169H46V171L48 170L49 171V173H47L46 175H48V176H50L51 174L50 173H52V177L54 178V175H55V179H59V176L58 175H60V173L62 174V175H60V177L62 178V183H64V181H66V179L69 177V176H71L72 174H74V177H75V175L77 176V178H76V180H79V181H86L87 182V180L88 179H90V177L88 176V177H84L83 176V178L81 179V177L79 176V174L78 173H80V175H82L81 173V170H83V169H81L83 166H80L81 168H80V170H78V171H74V169L71 171L70 170V168L71 167H74V165H73V162L75 161L76 162V160L78 159V158H76L75 157V159H74V157H73V155L74 154H76V153H74V154H72V152L69 154L68 152L70 151V149L69 148H67V150H68V152H66L65 151ZM0 150V151H1ZM16 150V149H15ZM16 151H18V150H16ZM16 151H15V154L16 155H18L17 153H16ZM32 151V152H31ZM44 151V150H43ZM65 151V152H64ZM73 151V150H72ZM12 152V151H11ZM4 153V154H5ZM21 153V152H20ZM40 153V152H39ZM38 153V154H39ZM63 153H65L66 155H64ZM69 155H68V154ZM0 154H3L2 152H0ZM4 154H3V156L2 157H6V154H5V156H4ZM9 154H10V152H9ZM8 154V155H9ZM14 154V150H13V153H11V155H13ZM14 154V155H15ZM26 155V153H24V152H22V154H19V155H22V156H24L25 157V155ZM62 154L64 155L63 157H64V159H66L65 157L67 156V159H69L68 157H73V159H74V161H73V159H69L67 162H65V161H62L63 159V157H62ZM72 154V155H71ZM13 155V156H14ZM19 155L18 156H14V157H19ZM71 155V156H70ZM1 156V155H0ZM10 156V155H9ZM12 156V160L14 159V157ZM52 156H53V158H52ZM61 157V160H58L56 157ZM21 157V156H20ZM45 157H47V158H45ZM59 157V158H60ZM16 158V159H17ZM27 158V157H26ZM1 160H3L2 158H0ZM6 159H8V156H7V158H5V160ZM9 159H11V158H9ZM15 159V160H16ZM29 159H30V157H29ZM29 159H26V160H29ZM1 160H0V162H1ZM20 160H21V158H19L18 159V162H20ZM31 160V159H30ZM34 159H32L31 161H33ZM36 160V159H35ZM129 160V159H128ZM4 161V160H3ZM2 161V162H3ZM25 161V160H24ZM58 161H59V163L60 164H58ZM81 161V160H80ZM79 161V159H78V164L79 163H81ZM10 162V160H8V162L7 163H9ZM35 161H33V163H34ZM71 162H72V164H71ZM76 162V163H77ZM4 163V162H3ZM7 163L4 165V168L5 169H1V170H4V171H6V168L8 167V168H10L11 166H8L7 165ZM15 163H17V161H15L14 162V160H13V162H11V165L12 164H14L15 165ZM22 163V162H21ZM20 163V164H21ZM30 163L31 162H27L26 164H28L29 166H31L30 165ZM36 163V162H35ZM76 163H74L75 164V166L77 165ZM121 163V162H120ZM123 163V162H122ZM23 164V163H22ZM26 164H24V165H26ZM32 164V163H31ZM37 164V163H36ZM38 165V164H37ZM46 165V166H45ZM64 165V164H63ZM64 165V166H65ZM68 165H69V167H68ZM72 165V166H71ZM80 165H84V167H86L85 165L86 164H80ZM13 166V165H12ZM20 166H22V165H20ZM29 166H26L27 168L29 167ZM38 166V168H40ZM43 166V167H42ZM88 166V165H87ZM3 167V166H2ZM15 167V166H14ZM13 167V168H14ZM16 167H19V164H17L16 165ZM26 167H21V168H23V169H26ZM63 167V168H62ZM89 167V166H88ZM7 168V169H8ZM20 168V169H21ZM30 168V167H29ZM32 168V167H31ZM33 168L35 169L36 167L35 166H33ZM69 168V169H68ZM76 169H79V166L77 165L76 167H75ZM90 168V167H89ZM20 169H19V171H20ZM34 169L31 171L32 173H34L33 171H34ZM37 169V168H36ZM72 169V168H71ZM85 169H87V168H85ZM147 170H149V168H146ZM11 170H12V168H11ZM11 170H7V171H10L11 172ZM16 170H17V168H16ZM16 170H14V171H16ZM38 170V169H37ZM90 170V169H89ZM91 170H93V169H91ZM90 170V172L92 173V171ZM146 170V171H147ZM18 171V172H19ZM27 171V170H26ZM29 169H28V174H29V176H30V174L32 175V173H29ZM53 171H54V173H53ZM56 171L57 172H60V173H56ZM68 171H71V174L68 172ZM80 171V172H79ZM87 171V170H86ZM4 173L3 171H0V173ZM21 172H23V170H21L18 174L19 175H22V173ZM27 172H25V170H24V172H23V174H25V175H27L26 173ZM38 172V171H37ZM88 172L89 171H87V172H83V173H87V175H88ZM94 173H95V171H93ZM6 174H9V173H7V172H5ZM11 173H13V172H11ZM14 173H17V171L16 172H14ZM21 173V174H20ZM41 173V172H40ZM43 173V172H42ZM68 173V174H67ZM76 173V174H75ZM91 173H90V175H91ZM44 174H45V172H44ZM65 176H64V175ZM70 174V175H69ZM10 176H12L11 174H9ZM17 175V174H16ZM18 175V176H19ZM25 175H23V176H25ZM45 175V176H46ZM69 175V176H68ZM93 173H92V179H93V182H92V180L90 181L89 180V183H94V185H96V184H98V180H101V182L103 181L101 178H103V177H99L100 179H98V177L96 176V178L97 179H95L94 177H93ZM96 175H98L97 173H96ZM0 176H1V174H0ZM3 176H5V174L3 175ZM13 176H15V174L13 175ZM12 176V177H13ZM28 176V175H27ZM29 176L28 177H26V178H22V180H20L19 182H18V179H17V182H16V180H15V177H13V182H14V180H15V182L16 183H12V179L10 180L11 181V185H14V187H18L17 189V191H19V189L22 187V188H24V187H26L27 185H33V184H29L30 183V181H27V183L28 184H26V186H24V184L26 183V181H25V179L26 180H29ZM34 176H36V171H35V174H34ZM40 176V175H39ZM38 175L36 176V178H33V176H32V178L33 179H35V180H38L37 179V177H39ZM41 176H43V174H41ZM40 176V177H41ZM45 176H43V177H45ZM58 176V177H57ZM64 176V177H63ZM67 176V177H66ZM79 176V177H78ZM100 176V175H99ZM11 177V178H12ZM20 177V179H21V176H19ZM40 177H39V179H40ZM57 177V178H56ZM72 178H73V175L71 176ZM5 178V177H4ZM10 178V177H9ZM48 178V177H47ZM60 178V179H61ZM63 178H64V180H63ZM66 178V179H65ZM75 178H73V179H75ZM81 180H80V179ZM88 178V179H87ZM3 179V178H2ZM6 179V178H5ZM8 179V178H7ZM45 179H46V177H45ZM45 179H43L42 178V180H44L45 182H44V184H46V180ZM104 179V178H103ZM106 179V178H105ZM104 179V180H105ZM35 180H34V183H35ZM41 180V179H40ZM97 182H96V181ZM8 181V180H7ZM22 181H24L25 183H22V184H18V186L16 185L15 186V184H17V183H21ZM72 181V180H71ZM40 182V181H39ZM60 182V181H59ZM66 182H68V181H66ZM65 182V183H66ZM74 182V180L71 182V184ZM157 182V181H156ZM41 183V182H40ZM40 183H38L39 185H40ZM49 183H52V184H50V186H51V188L50 189H45V190H47L48 192H52V190L54 189L55 190V187L56 186H54L53 187V183H55V182H53V180H52V182H51V180H50V182H48V180H47V187L49 186L48 184ZM64 183V184H65ZM91 183V184H92ZM102 183H104V181L102 182ZM106 183H109V182H107V180H106ZM112 185V182L111 183H109V185ZM114 184V183H113ZM122 184H124L122 187L124 188V190L121 188L120 189V187H119V191H117V189H116V187L119 185L118 183H117V186H115L114 185V187H112L113 189H112V191H114V193L113 194H115V196L117 197H112L111 195H112V193H110L111 191H110V189L111 188H108L109 189V193H110V196L112 197V199H118L119 200V197H120V195L121 194H123V192L121 193V194H118V195H116L117 193L116 192H118V193H120L121 191H125V190H127L131 185H129L130 183L128 182V183H122ZM121 184V185H122ZM125 184H126V186H125ZM55 185V184H54ZM63 185V184H62ZM90 185V184H89ZM159 185H160V183H159ZM20 186V187H19ZM33 186H35V189H36V193H39V191H41L40 189H42L40 186L38 187L37 186V184L36 185H33ZM32 186V187H33ZM41 186H42V183H41ZM44 186V188H46L45 187V185H43ZM49 186V187H50ZM74 186H76L75 184H74ZM77 186L79 187H76V189H79L78 191L80 192V189H81V192H83L84 193V190L86 189L85 187V189L83 190L78 184H77ZM127 188V189H125V187ZM135 186H137V185H133V187L131 188L132 190H133V188H134V191H135ZM32 187H30V188H32ZM21 188V189H22ZM29 187L27 186V189H28ZM39 188V189H38ZM43 188V189H44ZM53 188V189H52ZM136 189H137V187H136ZM29 190V189H28ZM31 190V189H30ZM29 190V192H33L34 191V189L32 188V191H30ZM38 190V191H37ZM50 190V191H49ZM83 190V191H82ZM87 190V189H86ZM106 190V189H105ZM130 190V189H129ZM132 190H130L129 192H132ZM58 191V190H57ZM69 191H71V189L70 190H68V192ZM88 191H89V189H88ZM93 191H94V189H93ZM92 190H91V194H94V193H92L93 192ZM128 191V190H127ZM133 191V192H134ZM25 192V188H24V190H23V193ZM28 192V193H29ZM48 192H44V190L42 191V194H44L43 195V197H40V199L42 198L43 200L45 199H50L49 197L51 196V194H48ZM59 192V191H58ZM71 192H73L74 193V191H71ZM81 192H80V194H81ZM87 192V191H86ZM85 192V193H86ZM95 192V191H94ZM98 192H100L99 190H98ZM104 192V191H103ZM126 192V191H125ZM125 192H124V194H125ZM129 192H126V194L128 195V193ZM133 192H132V195H131V193H129L130 195H128L129 197L131 196V198H132V196L133 195H135L136 193H137V190H136V193L135 194H133ZM30 193V194H31ZM34 193V192H33ZM32 193V194H33ZM45 193H47V194H45ZM54 194L55 193H57L56 191H54L53 192ZM73 193H71V194H73ZM88 193V192H87ZM86 193V194H87ZM106 193V192H105ZM19 194V193H18ZM29 194V195H30ZM39 194H41V193H39ZM64 194H66L65 192H64ZM69 195H70V192L68 193ZM77 194V193H76ZM90 194V195H91ZM103 193H102V191H101V194L100 195H98L97 194V196H98V198L99 197H101V198H103L104 200H100V201H105L106 199L104 198V197H102L103 195H102ZM123 194V195H124ZM125 194V196H123V198H122V195H121V197H120V200H121V198L124 200V202H125V199H124V197L126 198V202H127V200L129 201V198H127V195ZM46 195L48 196V197H46ZM50 195V196H49ZM57 195H58V193H57ZM63 195V194H62ZM83 195H85V194H83ZM102 195V196H101ZM32 196H34V195H32ZM36 196H39V195H36ZM42 196V195H41ZM52 196L53 197H55L56 196V194L55 195H53L52 194ZM93 197L94 196H96V192H95V195H92ZM91 196V197H92ZM119 196V197H118ZM46 197V198H45ZM62 197H64V196H62ZM76 197H78V195H76ZM80 195H79V198H78V200L80 199ZM92 197V198H93ZM38 198V197H37ZM52 198V197H51ZM86 198H88V197H86ZM96 198V201L98 202V199H97V197H95ZM95 198H94V200H95ZM68 199H69V201H70V197H68ZM72 201L74 202L75 200H77V198H73L72 197ZM89 199V198H88ZM87 199V200H88ZM133 199V198H132ZM35 200V199H34ZM37 200H39V199H37ZM36 200V201H37ZM45 200H44V202H45ZM46 200V201H47ZM55 200V199H54ZM81 200H82V198H81ZM108 200V199H107ZM122 200V201H123ZM35 201V202H36ZM40 201V200H39ZM80 201V200H79ZM89 201V200H88ZM117 201V200H116ZM116 201L114 200V203H116ZM132 201H134V200H132ZM38 202V201H37ZM48 202V201H47ZM82 202V201H81ZM89 202H91V201H89ZM88 202V203H89ZM97 202H94L93 200H92V206H91V204H89V205H86L87 206V208L90 206V207H92L91 209L93 210V208H95L96 207V205H100L101 206V202L99 203L98 202V204H96L95 205V203H97ZM106 202V201H105ZM131 202V201H130ZM134 202H136V201H134ZM39 203H41V202H39ZM121 204H122V202H120ZM128 203V202H127ZM59 204V203H58ZM77 204H79V205H84V204H82V203H76L75 204V208L74 209H77L78 208V211L80 212V211H82V215L83 216H81V218L83 219V217L85 216V210L86 211H92L91 209H90V207H89V209L90 210H87V208L85 207V205H84V207L82 206V208H84V209H80L79 207V205H77ZM109 204V203H108ZM111 204V203H110ZM124 204V203H123ZM131 205H132V203H130ZM134 204V203H133ZM136 204H137V202H136ZM95 205V206H94ZM112 205V206H111ZM111 205H109V206H111V207H114V208H111V210L112 209H115L116 210V208H115V205H113V204H111ZM50 206V205H49ZM60 206V205H59ZM118 206V205H117ZM119 206H121V205H119ZM118 206V207H119ZM124 206H126V205H123V207ZM133 206V205H132ZM139 206V205H138ZM138 206H137V208H138ZM146 206V205H145ZM61 207V209H62V206H60ZM72 207V206H71ZM117 207V208H118ZM123 207H121V209H123V211H124V208ZM136 207V206H135ZM65 208V207H64ZM73 208V207H72ZM97 208V207H96ZM95 208V209H96ZM99 208H103V207H99ZM99 208H97V210L99 209ZM109 208V207H108ZM130 208V207H129ZM107 209V208H106ZM110 209V208H109ZM121 209H118V210H121ZM126 209H127V206H126ZM143 209V208H142ZM156 209V208H155ZM154 209V210H155ZM159 208H157V210H158ZM58 210V209H57ZM66 210H68V209H66ZM84 210V211H83ZM96 210V211H97ZM118 210H116L117 212H118ZM140 211H141V209H139ZM156 210V211H157ZM45 211V210H44ZM47 211V210H46ZM52 211H53V208H52ZM54 211L57 213V212H60V214H61V211H56L55 209H54ZM99 211V210H98ZM97 211V212H98ZM101 211V210H100ZM99 211V212H100ZM105 211V210H104ZM104 211H103V213H104ZM110 211V210H109ZM116 211H114L113 210V213H115ZM122 211V212H123ZM149 211V210H148ZM155 211V212H156ZM160 211V210H159ZM163 211V210H162ZM48 213H49V211H47ZM47 212H46V214H47ZM55 212H54V216L56 215L55 214ZM102 212V211H101ZM106 213H107V211H105ZM116 212V214H119V213H117ZM128 212V211H127ZM130 212V211H129ZM144 212V210L142 211V213ZM91 213V214H90ZM89 214H87L86 213V215H92V216H96V214H92V212H90ZM95 213V212H94ZM121 213V212H120ZM126 213V212H125ZM141 213V214H142ZM194 213V212H193ZM81 214V213H80ZM130 214H131V212H130ZM149 214V213H148ZM113 215V214H112ZM132 215V214H131ZM140 215V214H139ZM178 215V214H177ZM189 215H192V213L191 214H189ZM188 215V216H189ZM197 215V214H196ZM201 215V214H200ZM47 216V215H46ZM45 216V212H44V217H46ZM59 217V214L57 213V215L55 216V217ZM63 216H66V215H63ZM111 216V215H110ZM114 216V215H113ZM115 216H117V215H115ZM142 216V215H141ZM141 216L139 217V218H141ZM161 216V215H160ZM174 215H172L171 217H173ZM50 217L51 218H53L51 215H50ZM49 217V218H50ZM57 217V218H58ZM70 217H74L73 215L72 216H70ZM89 217H91V216H89ZM108 217V216H107ZM112 217V216H111ZM122 217V216H121ZM125 217V216H124ZM124 217H122V221H123V218ZM128 217V216H127ZM142 217H145V216H142ZM168 217H169V215H168ZM168 217H166V218H168ZM177 217V216H176ZM179 217H180V215H179ZM199 217H202V215L201 216H199ZM88 218V217H87ZM102 218H104V217H102ZM119 218H120V216H119ZM129 218V217H128ZM153 218V217H152ZM155 218V217H154ZM153 218V219H154ZM162 218H164V217H162ZM165 218V219H166ZM174 218V217H173ZM183 218H185V217H183ZM191 218V217H190ZM34 219V218H33ZM33 219H30L31 221L33 220ZM74 219V218H73ZM79 219H80V217H79ZM82 219H80L81 221H82ZM84 219H85V217H84ZM89 219V218H88ZM96 219V217H94V219H93V217H92V220H95ZM106 219V218H105ZM108 219V218H107ZM117 219H118V217L116 218V221H117ZM159 219H161V218H159ZM47 220H49L48 219V217H47ZM76 221H78L77 219H75ZM78 221V223H79V226L81 225L80 224V222L81 221ZM86 220V219H85ZM119 220V219H118ZM128 220V219H127ZM130 220H132V219H130ZM147 220V219H146ZM157 220V219H156ZM188 220H190V219H188ZM36 221H37V223H39L40 222V224L41 225H43V223H41V221H39L38 222V220H35V223H34V225H32L33 226V230H31L30 228H31V223H33L34 222V220H33V222H30L29 221V223H28V225H30L29 226V228H28V226L26 227V228H28V232H29V229L31 230V231H34V229H35V231H34V235H37L36 233V229H37V227H38V230H39V228H42L41 229V233H42V230H44V228L45 227H47V229L50 227H48V225L46 226V225H43L42 227L41 226H39L37 223H36ZM67 221H69V220H67ZM96 221V220H95ZM110 221V220H109ZM115 221V220H114ZM121 221V220H120ZM118 222V226H120L119 225V223H123V222ZM137 221V220H136ZM139 221V220H138ZM141 221V220H140ZM163 221V220H162ZM183 221V220H182ZM66 222V221H65ZM86 222H88V221H86ZM90 222L92 223V221L90 220ZM96 222H98V221H96ZM129 222V221H128ZM135 222V221H134ZM144 222H146V221H144ZM54 223V222H53ZM67 223H70V222H66V224ZM93 223H94V221H93ZM132 223V222H131ZM143 223V222H142ZM142 223H139V224H142ZM188 223V222H187ZM36 224V225H35ZM95 224V223H94ZM102 224V223H101ZM111 224V223H110ZM69 224H67V226H68ZM90 225V227L92 226L91 224H89ZM89 225H87V227L89 226ZM122 225V224H121ZM45 226V227H44ZM69 226H71V225H69ZM69 226L67 227V228H69ZM78 225H77V227H79ZM94 226V225H93ZM92 226V227H93ZM103 226H105L106 227V225H104L103 224ZM103 226H101L103 229L105 228V227H103ZM131 226V225H130ZM64 227V226H63ZM63 227H61V231L60 232H62L63 231ZM82 227V229H83V226H81ZM86 227V228H87ZM89 228V229H92L93 230V232H95L94 230H98V228L96 229V228ZM121 227V226H120ZM122 227H124V226H122ZM133 227V226H132ZM51 228H53V227H50L49 228V230H51L54 234H57V233H55L56 231V229H54L53 228V230L51 229ZM55 228H57V227H55ZM72 229H74V227L72 226L71 227ZM71 228H70V231H72V233L71 234H73V230H71ZM76 228V227H75ZM102 228L100 229V227H99V230L101 231L102 230ZM107 228V227H106ZM106 228H105V230H106ZM129 228H131V227H129ZM46 229V228H45ZM64 230H65V232H66V230H68V229H65L64 228ZM99 230H98V232H99ZM31 231H30V233H31ZM46 231H48V230H44L43 232H44V234L46 233V235H47V232ZM70 231H67V233L69 234V235H67L64 231L62 232V234H60V235H63L64 233L67 235H65V237L66 238H68L69 236H70ZM84 231H85V229H84ZM83 230L82 231H80V233L81 232H83V233H89L90 235H91V230L88 232V230L87 231H85L84 232ZM51 232V233H52ZM74 232H78V230L76 231V229H75V231ZM93 232H92V234H93ZM97 232V233H98ZM33 233V232H32ZM50 233V232H49ZM50 233V234H51ZM52 233V235H54ZM79 233V234H80ZM40 234V230H39V232H38V235ZM43 233L42 234H40L39 236H41V235H44ZM49 234V239L50 240H52V238H53V236H51ZM79 234H75L76 235V238H77V240H78V237H77V235H79ZM89 234H83V235H81V236H84V235H87L89 238H90V236H89ZM37 235V236H38ZM46 235H44V236H46ZM74 235V234H73ZM95 235H97V234H95ZM95 235H93L94 237H95ZM58 237H55V239L57 240V241H59V239H57V238H59V237H61V236H59V235H57ZM72 236V235H71ZM85 237V238H88V237ZM98 236V235H97ZM103 236V235H102ZM36 237V236H35ZM41 237H43V236H41ZM74 237V236H73ZM94 237H93V240H98L97 238L96 239H94ZM99 237V239L101 238V236H98ZM37 238V237H36ZM61 238H64V235H63V237H61ZM92 238V237H91ZM103 238H104V236H103ZM106 238V237H105ZM104 238V239H105ZM48 240V237L46 238L45 237V240ZM69 239H72L73 240V238H69ZM80 239V238H79ZM43 240V239H42ZM45 240H44V242H45ZM49 240V241H50ZM72 240H68V239H66L65 241H64V243H63V241H62V243H60V241H59V245H60V249L61 250H59L58 248H59V245H58V247H57V245H55L56 246V248H55V246H54V251H56L57 252V250L56 249H58V251L60 252V251H62V249L64 250V248H61V244H63V246L62 247H64V245L66 244V246H67V244L69 245V243H66L67 241H72ZM74 240H75V237H74ZM77 240H75V241H77ZM100 240H102V241H105V240H103V239H100ZM99 240V241H100ZM49 241H46V242H48V243H50ZM75 241H72V242H75ZM79 241V240H78ZM83 241V240H82ZM82 241H79L80 243L82 242ZM90 241V243L91 244H93V242L94 241H91V240H89L88 239V242ZM101 241V242H102ZM110 241H112V239L110 240ZM46 242L44 243V244H46ZM87 242V243H88ZM76 243V242H75ZM80 243H77L78 244V246H79V244ZM86 243V244H87ZM57 244V243H56ZM72 244V243H71ZM74 244V243H73ZM72 244V245H73ZM82 244L83 243H81V247H82ZM97 245H98V243H96ZM95 244V245H96ZM88 246H89V243L87 244ZM87 245H86V247H87ZM96 245V246H97ZM100 245V244H99ZM3 246V245H2ZM2 246H0V249H1V247ZM21 246V245H20ZM19 246V247H20ZM46 247H48V244H46L45 245ZM65 246V247H66ZM78 246H77V249H78ZM84 246H85V243H84V245H83V248H84ZM91 246V245H90ZM102 246V245H101ZM17 248V249H15L16 251H15V253L16 252H21L23 249H21V248ZM22 247V246H21ZM70 247V246H69ZM73 247H75L74 249H76V245L74 244V246H72V248L70 247V249H73ZM80 247V249H83V248H81ZM21 249V250H20ZM80 249H78V251H82V250H80ZM85 249V248H84ZM83 249V250H84ZM87 249V248H86ZM85 249V250H86ZM91 249H95V246H94V244L92 245V247H90V250ZM98 249V248H97ZM84 250V251H85ZM89 250V249H88ZM90 250H89V252H90ZM1 251V250H0ZM65 251V250H64ZM67 252H69L68 250H66ZM71 252H72V250H70ZM77 251V252H78ZM95 251V250H94ZM98 251H99V249H98ZM13 252V250L11 251V253L10 252H7V253H4V255H8L9 257L7 258V255L4 257V258H7V259H9V261H4V262H2V263H4V264H6L7 262H10V257L11 258H13V256L14 255H9V254H13L12 253ZM66 252V253H67ZM76 252V251H75ZM1 253V252H0ZM22 253V252H21ZM55 253V252H54ZM58 253V252H57ZM62 253V257H63V251L61 252ZM60 253V254H61ZM65 253V252H64ZM74 253V252H73ZM72 253V254H73ZM87 253H88V251H87ZM98 253V252H97ZM59 254V253H58ZM57 254V255H58ZM72 254L70 255L71 257H70V259L72 258ZM80 253L78 252V255H79ZM56 255V254H55ZM74 256H76L75 255V253L73 254ZM77 255V256H78ZM82 255V256H81ZM81 255H79V256H81L80 257V259L82 258H84V256H86V255H88V256H91L92 255V252H91V255L90 254H86V255H84V254H81ZM3 256V255H2ZM2 256H0V258H2ZM60 255H58V257H59ZM74 256H73V258H74ZM76 256V257H77ZM78 256V257H79ZM87 256V257H88ZM93 256V255H92ZM91 256V257H92ZM61 257V258H62ZM69 257V256H68ZM67 257V258H68ZM76 257H75V259H76ZM87 257H85V259L87 258ZM66 258V259H67ZM181 258V257H180ZM182 258H183V256H182ZM59 259V258H58ZM64 259H65V254H64ZM64 259H62V261H63V263H65L64 261L66 260H64ZM78 259V258H77ZM77 259L75 260L78 264H79V259H78V261H77ZM84 259V260H85ZM89 259V258H88ZM2 260V259H1ZM4 260V259H3ZM6 260V259H5ZM13 262H12V264L15 262V259L13 258ZM61 260V259H60ZM74 260V259H73ZM87 260V259H86ZM12 261V260H11ZM68 261H69V258H68ZM71 261V260H70ZM75 261L72 263V262H70L71 264H74L75 263ZM1 262H0V264H1ZM81 262V261H80ZM181 263L180 264H183V262L182 261H180ZM11 263V262H10ZM77 263H75V264H77ZM8 264V263H7ZM81 264V263H80Z\"/></svg>",
    "mask_w": 264,
    "mask_h": 264
},
{
    "label": "crops",
    "instance_id": "0c3cea01",
    "mask_svg": "<svg viewBox=\"0 0 264 264\" xmlns=\"http://www.w3.org/2000/svg\"><path fill=\"white\" fill-rule=\"evenodd\" d=\"M87 163H89V164L92 166V168L95 170V164H94V163L92 164V162L90 163V162H88V161H87ZM120 170H121V171H120V172L118 171V173H116V172H110V171H104V172H103V171H95V172L98 174V176L100 175L99 177H103L104 179L106 178L105 181L107 180L108 182H112V183H114V182H129V180H131L132 178H135V177H137V178L140 179V180H145L144 176H142V177H140L139 175H138V176H135L136 174H133V175H132V173H127V172L123 171L122 169H120ZM96 173L93 172V174H94L93 176H96ZM142 175H143V174H142ZM74 178H75V177H74ZM103 178H102V179H103ZM79 179H80V178H79ZM81 179H82V178H81ZM81 179H80V180H81ZM104 179H103V180H104ZM147 180H148V179H147ZM75 181H78V182H79V180H76V178H75ZM78 182H77V183H78ZM55 186H56V189H59V192H61V189L63 188V186H62V185H55ZM81 186H83V185H81ZM71 189H72L73 191L75 190L74 187L71 188ZM91 190L93 191V189L91 188V189L89 190V194H91V193H90ZM70 192H71V191H70ZM76 192H77V191H76ZM92 193H93V192H92ZM60 194H61V193H60ZM61 196H63V195L61 194L59 197L61 198ZM74 198H77V197H74ZM57 201H58L59 204L56 203V204L54 205V207H55V208H61L60 206H62L61 214H60V212H57V213L59 214V216H60V215H63V213H65V212H66V213H77V212H79V211H77V209H74V208H75V207H74L75 204L78 203L77 200H75V203H74V204H73V203H70L71 200H70L69 202L67 201L66 203L62 202V201H63L62 199H61V200H57ZM59 205H60V206H59ZM77 205H78V204H77ZM71 206H72L73 208H72ZM51 207H53V206H51ZM64 207H65V208H64ZM115 208H116V207H115ZM66 209H68V210H66ZM110 210H111V209H110ZM113 210L116 211L115 209H112L111 211H113ZM115 213H116V212H115ZM30 217H31V216H29V218H30ZM49 226H50V227H53V228L56 229V230L59 229V228L61 229V227H63V226L65 227V220H63V219H62V220H59V221H57V222H55V223H53V224L48 225V227H49ZM44 227H45V226H44ZM50 227H49V228H50ZM55 227H57V228H55ZM64 227H63V228H64ZM49 228H48V229H49ZM53 228H51V229L53 230ZM44 229H45V228H44ZM46 229H47V227H46ZM56 230H55V231H56ZM164 231H165V229L163 230V234L165 233ZM51 232H52V231H51ZM141 232H142V230H139V231L134 232V233H133V232L131 233L130 231H125V232H124V237H123V239L119 240V243H122V244H124V245H126V244H128V243H131L133 238L141 237V235H142ZM55 233H56V232H55ZM60 234H62V232H61ZM60 234H59V233L55 234V237H58L57 235H59V236L62 237V235H60ZM63 235H64V234H63ZM61 237L57 238V239H59L60 243H62V241H63V239H61ZM78 240H79V241H82V240H83V241L81 242V243H83V244H82V247H81V243H80ZM78 240L76 241V243L74 242V244L76 245V249H74L75 247H73V249H70V247L72 248V246H74V244H73V245L71 244L70 247L67 246V247L65 248L66 250L69 251V252L66 251V252H67V255L69 256V257H68L69 260H71V261H75V260L78 258V259H79V261H78V259H77L78 262H80V261H83V262H84V261H86V262H91V261H95V259H96L97 257H104V256L106 255V252H105V243H103L102 246H100V245H99L100 243L97 242V243H98V245H97V244L95 243V241H94L93 244H94V246H95V249H91V250H90V247H92V245H93V244L90 243V241L88 242V240H86V242H84V239H83V238H80V239H78ZM59 241H57V240L54 238V242H53V243H54L55 245H57V247H58V245H59ZM87 242L89 243V246L87 245V244H88ZM56 243H57V244H56ZM63 243H64V241H63ZM77 243H80L79 246H78ZM84 243H85L84 248H85V249L87 248L86 250L83 248ZM86 243H87V244H86ZM54 244H53V245H54ZM95 244H96L97 246H96ZM55 245H54V246H55ZM61 245H63V244H61ZM86 245H87V247H86ZM90 245H91V246H90ZM37 246H38V245H37ZM54 246H53V249H52V255H54V252H55L54 249L56 248V246H55V248H54ZM77 246H78V249H80V247H81V248H83L85 251H84L83 249H80V250H82L81 252L78 251ZM28 247H29V250L33 253V250H32V247H31V244H30ZM97 248L99 249V251H98ZM58 249L61 250V249H60V245H59V248H58ZM58 249H56V250L58 251ZM88 249L90 250V252H89ZM70 250H72V252H71ZM94 250L96 251V256H95V251H94ZM75 251H76V252H75ZM77 251L80 253L79 255H81V254H84V255H86V254H90V255H91V252H92V255H93V256L91 255V256H92V257H91V256L86 255V256H84L83 259H82V258L80 259V257H81L82 255L79 256ZM87 251H88V253H87ZM58 252H59V251H58ZM73 252L75 253L76 256L78 255L79 257H78V256H77V257L74 256V255H73V254H74ZM97 252H98V253H97ZM59 253H60V252H59ZM72 253H73V254H72ZM71 254H72V258L70 259V257H71L70 255H71ZM73 256H74V258H73ZM87 256H88V257H87ZM75 257H76V259H75ZM85 257H87V258H86L87 260L85 259ZM88 258H89V259H88ZM73 259H74V260H73ZM84 259H85V260H84ZM75 262H76V261H75Z\"/></svg>",
    "mask_w": 264,
    "mask_h": 264
}]
</instances>
